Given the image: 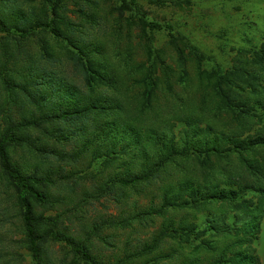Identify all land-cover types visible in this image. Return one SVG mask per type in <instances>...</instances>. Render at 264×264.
I'll return each instance as SVG.
<instances>
[{
  "label": "rangeland",
  "instance_id": "1",
  "mask_svg": "<svg viewBox=\"0 0 264 264\" xmlns=\"http://www.w3.org/2000/svg\"><path fill=\"white\" fill-rule=\"evenodd\" d=\"M54 6L70 20L62 29L71 36H55L39 25L54 18ZM4 15L12 23L0 32V42L16 66L0 69V134L8 117L19 121L42 110L66 114L48 125L55 124L57 134L48 138L32 130L9 151L26 174L51 176L47 200L36 211L59 213L60 228L86 240L100 264H264V63H250L256 51L264 52V0H0ZM141 19L172 29L145 27L143 33ZM171 34L185 59L178 60L169 44ZM69 38L89 47L100 70L92 88L72 59L78 50ZM152 62L151 80L158 79V87L147 100L139 79ZM241 69L251 76H239ZM108 70L106 82L101 76ZM225 71L243 83L245 107L257 114L248 118L243 134L235 113L220 108L213 91L209 73ZM26 80L36 102L21 87ZM118 98L122 109L104 104ZM95 100L96 107L87 110ZM77 107L85 114L71 120L69 112ZM91 131L100 133L92 150L69 160L57 157L78 150ZM234 136L249 148L251 173L229 150ZM205 148L209 159L200 164L193 152ZM146 161L163 164L147 181L118 182ZM205 182L216 187L204 192H217L223 200L160 211L163 194L188 198V186L202 188ZM233 191L238 207L225 200ZM22 236L19 208L0 166V264H37ZM45 247L49 264L74 258L64 243ZM76 259L92 264L81 255Z\"/></svg>",
  "mask_w": 264,
  "mask_h": 264
},
{
  "label": "trees",
  "instance_id": "2",
  "mask_svg": "<svg viewBox=\"0 0 264 264\" xmlns=\"http://www.w3.org/2000/svg\"><path fill=\"white\" fill-rule=\"evenodd\" d=\"M57 7V6H56ZM56 7H53L54 18H45L40 19L39 25L47 27L50 29L55 36L66 35L71 36V34H67L62 29V25L66 27V23H70V20L65 21L63 14H58ZM56 10V11H55ZM60 15V16H59ZM2 17V16H1ZM0 17V32L7 31L9 29V25L12 23L10 22V18L4 15L2 18ZM139 29L144 33L145 27H151L154 29H166L171 30L170 25H161L156 22H146L144 19L139 20L137 23ZM68 29V28H67ZM69 32V29H68ZM24 36V35H23ZM68 39V38H67ZM69 41H72V47L78 50V54L72 57L74 61H78L80 63V67H82L84 80L86 85H93L97 75H99V68L94 64V58L90 55L89 47L83 43H75L73 39L69 38ZM45 43V42H44ZM43 43V44H44ZM174 45L173 49L177 55L178 60H183L184 53L183 50L180 48L179 45L176 44L175 38L171 34L169 44ZM45 45V44H44ZM45 49V48H44ZM47 51V50H46ZM80 54V55H79ZM0 56L5 59L0 60V69L2 70L9 64L12 67L16 66L15 62H11L10 53L6 49V44L0 42ZM252 64H262L264 63V52L256 51L253 54V57L250 61ZM156 63L152 62L150 64L149 70H143L144 74L139 79V84H144L143 91L141 92L142 96L145 94V99L149 100V95L151 96L153 92L156 90L157 80H151V74L155 71ZM0 70V77L3 78V73ZM205 72L203 71L202 74ZM200 74V73H199ZM231 71H225L223 73H209L210 79H214L213 83V91L217 95L218 98V106L225 111H232L235 113V122H236V129L238 130L239 134L245 133L248 130L247 120L249 117H256L255 112L248 113L250 109L255 108H248L246 109L245 106L249 104L248 97L244 96L245 90H243L244 86L242 82L236 81L230 75ZM249 75V72L246 70L241 69L239 72V76ZM6 77L8 79L10 74L6 72ZM101 79H105L106 82L111 79L109 70L105 72L104 76H101ZM8 86H14L15 84H11L9 80L5 82ZM168 83V81H167ZM248 84V83H247ZM30 85L28 80H26L25 86L23 90L30 95V99L37 101V96L32 94L30 89L26 86ZM248 85H253V82L249 83ZM172 88V86H168ZM254 87L252 86L251 89ZM92 90V89H90ZM118 102L114 103L113 99L105 100L104 104L109 106H114L116 104L117 109H122L123 103L118 98ZM97 102L96 100L91 103L87 110L93 109L96 107ZM84 109L79 107L74 108V110L69 112L71 120L78 119V113L81 112L82 115L85 114ZM60 114L57 115L55 112H46L44 110L36 113H31L30 115L24 116L21 120L15 121L11 117L7 118L6 124L7 127L4 128L2 133L0 134V166H1V174L3 175L4 181L6 182L7 186L10 190H12V195L14 197V202L16 207L19 208L20 219L22 222V246L31 253L33 259L36 260L37 264H49L47 260V248L45 244L48 242H61L65 245L70 246L71 251L73 253L74 258L70 260V264H77V255H81L86 261H90L92 264H100V262L96 261L91 253L90 249L86 244V240L82 238H76L72 234L68 233L67 231L60 228V224L64 223V219L61 217L59 213L55 215H46L44 212L39 213L35 209L36 204L44 205L47 200L45 191L49 189L52 185L51 176L47 172H37L33 174H26L22 169L18 168L17 162L11 160L9 157V151L13 143H15L18 139L28 135L30 131L37 130L40 134H43L46 137H51L57 134V130L55 124H53V129L49 128L48 125L56 120ZM64 118L66 114L62 113ZM51 125V124H50ZM46 127H48L46 129ZM83 130L79 131L76 130L77 134L81 133ZM125 131H128L125 129ZM90 134L89 138H86L80 148L78 150L66 153L60 151L57 157L61 159L75 158L77 155L86 150H92L97 143V139H99L100 133L97 131H91L88 133ZM106 135V133H104ZM105 137V136H104ZM56 138V137H55ZM58 137L56 138V140ZM95 143V144H94ZM234 147L229 149L230 151L237 154L240 161L248 166L250 173L253 169V163L248 159V150L249 148H245L243 146V140L240 136L233 138ZM94 144V145H93ZM45 149V148H44ZM93 151H96L95 149ZM209 152L210 149L205 148L203 150L197 149L193 152L195 155L196 160L200 164H204L209 159ZM223 150L219 149L217 153H221ZM115 153V150H110L107 152L110 157L112 154ZM55 155V154H52ZM47 156V155H46ZM106 158V162L110 161L112 158ZM163 162H156V163H149L144 162L137 171L134 172L132 175H128L125 178L118 179V182L121 183L123 186H134L137 182L147 181L151 177L155 175L162 166ZM190 189L188 198H183L181 192H179L176 196H169L167 194H163L161 198V207L160 211L164 208L169 207H185L187 205H197L209 202L211 199H220L223 200L224 197H217V192L213 193H206L204 192L205 187L210 189L211 191L215 189L216 186H210L205 182L204 186L201 188L197 185H190L188 186ZM247 187V186H245ZM244 187V188H245ZM238 192L233 191L231 194L226 196L225 200L229 202L232 207L240 206V201H237ZM140 215H144L141 213ZM176 231L178 228H175ZM175 230H173L172 236H174ZM187 232H182V235L188 236ZM155 244L151 246H146L144 251H150L154 248ZM219 264V263H216Z\"/></svg>",
  "mask_w": 264,
  "mask_h": 264
}]
</instances>
